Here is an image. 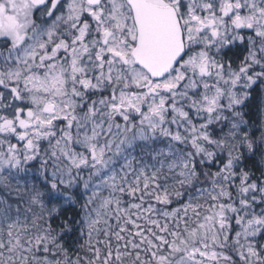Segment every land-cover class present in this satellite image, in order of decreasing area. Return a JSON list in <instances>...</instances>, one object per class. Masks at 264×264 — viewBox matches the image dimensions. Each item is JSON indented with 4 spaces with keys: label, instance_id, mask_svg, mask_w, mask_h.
I'll return each mask as SVG.
<instances>
[{
    "label": "snow or ice",
    "instance_id": "6c2138e0",
    "mask_svg": "<svg viewBox=\"0 0 264 264\" xmlns=\"http://www.w3.org/2000/svg\"><path fill=\"white\" fill-rule=\"evenodd\" d=\"M0 264H264V0H0Z\"/></svg>",
    "mask_w": 264,
    "mask_h": 264
}]
</instances>
